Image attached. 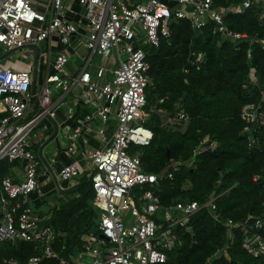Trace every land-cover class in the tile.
<instances>
[{
    "label": "built area",
    "instance_id": "obj_1",
    "mask_svg": "<svg viewBox=\"0 0 264 264\" xmlns=\"http://www.w3.org/2000/svg\"><path fill=\"white\" fill-rule=\"evenodd\" d=\"M66 1L50 0L49 11L42 13L34 8L33 0H0V46L7 52L23 49L35 52L37 49L39 54L40 45L56 34L64 46L53 63L54 73L43 83H37L31 69L0 67V104L8 112L0 120V163L26 162L23 181L15 183L9 176L0 181V243L40 244L44 257L57 260L58 264H164L167 251L177 240L176 227H187L189 219L203 210L217 223H222L223 219L216 205L220 195H214L204 202L175 203L165 209V225L158 222L156 215L163 207L153 188L160 177L144 172L141 163V148L149 146L154 137L153 131L145 125L147 90L152 81L146 49L159 48L162 40L170 38V23L174 19L189 20L194 30L200 32L211 25L213 32L225 40L233 43L248 40L252 44L254 38L231 30L225 19L257 6L264 23V0H242L227 6H216L215 0H69L84 8L88 21L83 44L88 58L74 77L66 70L70 60L66 47L71 46L77 28L66 19ZM260 42L264 47V41ZM193 56L195 59L190 62L196 65L204 61L205 54ZM95 57H115L117 64L109 72L106 67L92 72L90 67ZM78 84L84 88L83 102L92 105L103 122L115 116L117 128L109 147L88 155L93 168L89 175L93 204L100 212L99 235L86 236L82 250L66 258L61 256L65 247L61 252L54 250L55 240L62 234H57L52 227L42 226L44 219L31 206V195L39 187L42 162H47L45 154H34L29 140L42 119L56 118L53 90L58 89L60 98L64 99ZM241 118L246 123L244 133L248 134L249 147L259 146L255 134L264 130V109L246 105ZM86 119L91 117L88 115ZM189 121V115L180 107L175 114L164 117V125L172 128L185 127ZM80 133L81 127H77L69 139L76 141ZM205 144L201 143L195 156L206 149ZM70 151H74V147H70ZM51 164H45L46 169L60 182L79 175L76 164L65 166L59 173ZM176 168L177 164L171 163L160 176L173 179ZM146 186L152 189H145ZM223 223L229 238L235 237L236 228L241 229L242 249L247 254L264 258V207L259 215H249L241 224L231 218ZM219 257L235 264L228 246L214 259ZM40 261V257L34 256L29 264Z\"/></svg>",
    "mask_w": 264,
    "mask_h": 264
},
{
    "label": "trees",
    "instance_id": "obj_2",
    "mask_svg": "<svg viewBox=\"0 0 264 264\" xmlns=\"http://www.w3.org/2000/svg\"><path fill=\"white\" fill-rule=\"evenodd\" d=\"M240 1L215 0V5ZM260 16L261 10L253 6L242 15L225 19L231 30L254 38L252 44L248 40H225L213 32L211 25L200 32L189 20L174 19L170 38L162 40L159 48L146 49L152 81L147 90L149 118L145 125L154 137L149 146L141 148V163L144 172L160 177L153 188L163 207L156 215L159 223L165 225L167 207L182 201L204 202L214 195H220L216 205L223 222L231 218L241 224L249 215H259L263 210L264 130L255 134L260 145L249 147L246 123L241 118L246 105L264 109V47L260 42L264 41V23ZM199 53L205 54L204 61L192 65L193 54ZM177 107L189 115V123L174 128L164 125L166 114H175ZM7 115L0 110V120ZM203 142L206 149L195 156ZM7 163H0V181L6 176ZM171 163L177 164L174 178L161 177ZM82 187L79 199L70 198L46 222L57 234H63L54 243L56 252L66 248L62 257L82 250L84 233L99 235L100 212L93 204L90 181ZM223 222H215L203 210L189 219L187 227H176L177 240L167 251L164 264H229L224 257L214 259L226 246L235 264H264L263 257H252L242 249L241 229L236 228L235 237L229 238ZM34 256L41 258L39 264H58L44 257L40 244L0 243V264H29Z\"/></svg>",
    "mask_w": 264,
    "mask_h": 264
},
{
    "label": "crops",
    "instance_id": "obj_3",
    "mask_svg": "<svg viewBox=\"0 0 264 264\" xmlns=\"http://www.w3.org/2000/svg\"><path fill=\"white\" fill-rule=\"evenodd\" d=\"M132 1L144 2L146 0ZM33 6L37 11L44 13L49 11L50 0H33ZM66 6V19L77 28V33L71 38V46L66 47L70 58L66 70L70 77H74L83 68L88 58V51L83 46L88 34V21L84 8L78 2L68 0ZM42 46L45 52L41 51ZM63 50L64 46L59 36L52 35L40 45L38 57L36 51L31 52L27 49L9 51L8 56L0 58V67H10L14 70L31 69L37 83H43L50 74L54 73L53 63ZM16 52L20 58L15 55ZM24 56L27 61L21 60ZM8 58L10 59L7 60ZM95 58L90 67L92 72L101 67H106L109 72L117 64L115 57L109 59L98 57L99 64L95 62ZM3 59H6L4 63ZM83 94L84 88L79 84L74 86L64 99L60 98V91L54 89L52 97L57 107L56 118L42 119L29 140L30 149L34 154L36 156L45 154L47 162L45 164L52 162L51 165L55 172L59 173L62 168L70 164H76L79 168V175L76 178L60 182L49 173L46 165L42 162L43 165L38 175L39 187L31 195V204L33 203L37 207L38 210L34 211L44 219L42 223L44 227L48 226L46 222L54 216L55 211L62 209L70 198L79 199L81 197L82 184L85 181H90L89 175L93 170L88 155L109 147L117 128L116 117L110 116L106 122H103L96 109L83 102ZM88 115L91 117L90 120L86 119ZM77 127H81V133L76 141H71L69 136ZM70 147H74V151H70ZM25 166V161L8 162L6 176L11 177L15 183H20L24 180ZM59 234L62 233L59 232ZM91 234L96 235L93 231L84 233L83 243L86 236Z\"/></svg>",
    "mask_w": 264,
    "mask_h": 264
},
{
    "label": "rangeland",
    "instance_id": "obj_4",
    "mask_svg": "<svg viewBox=\"0 0 264 264\" xmlns=\"http://www.w3.org/2000/svg\"><path fill=\"white\" fill-rule=\"evenodd\" d=\"M41 49V51L42 52H45V49H43V46L40 48ZM6 49L3 47V46H0V58H2L5 54H6ZM18 58H20V56L18 55V53L16 52V54H15ZM10 58H8L7 60H9ZM22 61H27V58L24 56L22 59H21ZM6 61V59L4 60H2V62L4 63ZM13 62V61H12ZM95 62L97 63V64H99L100 63V59L98 58V57H96L95 58ZM0 108H3V105L2 104H0ZM149 118V114L147 113L146 114V121H147V119ZM10 172H11V170H10ZM31 206H32V208H34V210L35 211H37L38 209H37V207L35 206V205H33V203L31 204Z\"/></svg>",
    "mask_w": 264,
    "mask_h": 264
},
{
    "label": "water",
    "instance_id": "obj_5",
    "mask_svg": "<svg viewBox=\"0 0 264 264\" xmlns=\"http://www.w3.org/2000/svg\"><path fill=\"white\" fill-rule=\"evenodd\" d=\"M11 52V51H10ZM10 52L9 53H7L6 55H4L2 58H4V57H6V56H8L9 54H10ZM38 51H37V49H36V53H37ZM37 57H38V53H37ZM169 159H172V157L171 156H169Z\"/></svg>",
    "mask_w": 264,
    "mask_h": 264
}]
</instances>
